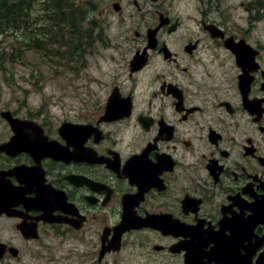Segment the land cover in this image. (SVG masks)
<instances>
[{"label":"flooded vegetation","instance_id":"flooded-vegetation-1","mask_svg":"<svg viewBox=\"0 0 264 264\" xmlns=\"http://www.w3.org/2000/svg\"><path fill=\"white\" fill-rule=\"evenodd\" d=\"M80 4L55 46L115 68L0 107V264H264V0Z\"/></svg>","mask_w":264,"mask_h":264},{"label":"rangeland","instance_id":"rangeland-1","mask_svg":"<svg viewBox=\"0 0 264 264\" xmlns=\"http://www.w3.org/2000/svg\"><path fill=\"white\" fill-rule=\"evenodd\" d=\"M80 1L75 0L74 5H81ZM41 2L38 0L36 10L44 16ZM101 7L98 4V8ZM41 25L39 23L38 26ZM116 33L113 28L108 30V39L111 41H107L112 46L107 50L101 48L96 55L94 53L98 51L100 43L91 48L59 47L58 50L56 46H50V51H46V56H56V51H59L60 56H80L69 63L55 57H52V62H48L42 59L43 54L26 49L24 43L19 44L20 39H25L23 33L0 32V54L3 56V64L0 63V107H17L15 103L18 101L24 107H82L86 85L92 80L90 87L94 89L96 86L93 81L100 78L94 67L95 62L101 63L100 71L109 72L106 79L115 68L114 64L107 66V62L118 56L113 41Z\"/></svg>","mask_w":264,"mask_h":264},{"label":"trees","instance_id":"trees-1","mask_svg":"<svg viewBox=\"0 0 264 264\" xmlns=\"http://www.w3.org/2000/svg\"><path fill=\"white\" fill-rule=\"evenodd\" d=\"M37 3L38 0H0V32L23 33L25 39H20L19 44L24 43L26 49L35 50L44 55L43 60L52 62L56 58L46 56V51H50V46H55L53 26L59 22L57 18L65 19L67 10H75L77 15L81 10L72 0H42L43 16L36 10ZM39 23L42 25L38 26ZM58 48L56 46V50ZM59 54V51H56V56H60ZM0 63L3 64L1 54Z\"/></svg>","mask_w":264,"mask_h":264}]
</instances>
